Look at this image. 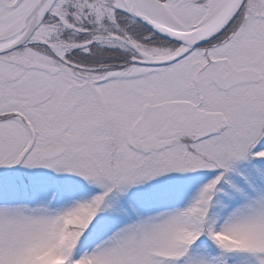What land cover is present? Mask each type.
<instances>
[{
    "label": "snow or ice",
    "instance_id": "6c2138e0",
    "mask_svg": "<svg viewBox=\"0 0 264 264\" xmlns=\"http://www.w3.org/2000/svg\"><path fill=\"white\" fill-rule=\"evenodd\" d=\"M0 264H264V0H0Z\"/></svg>",
    "mask_w": 264,
    "mask_h": 264
}]
</instances>
